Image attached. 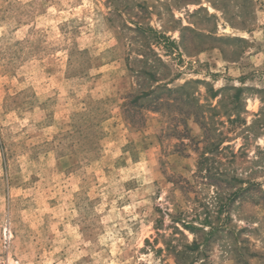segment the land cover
Returning a JSON list of instances; mask_svg holds the SVG:
<instances>
[{"label":"rangeland","instance_id":"374dc122","mask_svg":"<svg viewBox=\"0 0 264 264\" xmlns=\"http://www.w3.org/2000/svg\"><path fill=\"white\" fill-rule=\"evenodd\" d=\"M0 264H264V0H0Z\"/></svg>","mask_w":264,"mask_h":264},{"label":"trees","instance_id":"16d2710c","mask_svg":"<svg viewBox=\"0 0 264 264\" xmlns=\"http://www.w3.org/2000/svg\"><path fill=\"white\" fill-rule=\"evenodd\" d=\"M200 244H201V243H199L198 241H195L193 247L190 248V249H192V250H194V249H199V248H200ZM187 251H188V249H187L186 251H182V252L185 253V252H187Z\"/></svg>","mask_w":264,"mask_h":264}]
</instances>
